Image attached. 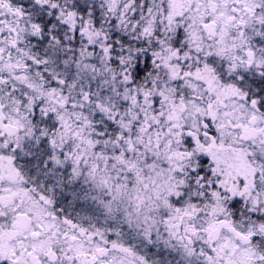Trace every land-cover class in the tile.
I'll use <instances>...</instances> for the list:
<instances>
[{
  "label": "snow or ice",
  "instance_id": "snow-or-ice-1",
  "mask_svg": "<svg viewBox=\"0 0 264 264\" xmlns=\"http://www.w3.org/2000/svg\"><path fill=\"white\" fill-rule=\"evenodd\" d=\"M0 264H264V0H0Z\"/></svg>",
  "mask_w": 264,
  "mask_h": 264
}]
</instances>
